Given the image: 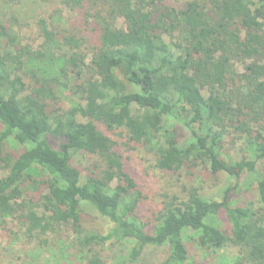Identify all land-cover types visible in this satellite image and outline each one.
Instances as JSON below:
<instances>
[{"label": "trees", "instance_id": "1", "mask_svg": "<svg viewBox=\"0 0 264 264\" xmlns=\"http://www.w3.org/2000/svg\"><path fill=\"white\" fill-rule=\"evenodd\" d=\"M24 4L52 10L28 22L35 49L23 42L24 26L0 12L1 224L19 222L35 238L68 229L81 259L91 246L118 244L110 264H149L161 248L160 264H191L187 238L207 251L234 249L240 264H264V0ZM113 131L146 147L159 172L190 178L198 168L234 186L216 196L184 186L144 221ZM229 136L240 156L225 161ZM11 142L15 154L5 150ZM81 157L95 158L99 172L82 175ZM28 180L37 198L22 199ZM252 186L256 202L230 205L232 192ZM85 212L110 225L105 234L83 230ZM85 261L104 264L95 254Z\"/></svg>", "mask_w": 264, "mask_h": 264}, {"label": "rangeland", "instance_id": "2", "mask_svg": "<svg viewBox=\"0 0 264 264\" xmlns=\"http://www.w3.org/2000/svg\"><path fill=\"white\" fill-rule=\"evenodd\" d=\"M2 2L5 0H1ZM14 6H0V12L7 14L8 17L14 16L19 26H24V31L20 33L24 44L31 43L35 49L40 43L36 33L33 32L32 25L28 22L39 16L46 17L52 6L26 5L32 0H10ZM19 1V4L17 2ZM16 4V5H15ZM58 21V19H57ZM117 27L121 26V21L117 22ZM19 28V27H18ZM17 28V30H18ZM236 72L241 73L242 67L236 61H233ZM204 98L208 93L201 91ZM80 122L85 120L79 119ZM111 139L115 144L117 154L120 155L122 161L126 164L129 173L139 185L141 192V208L140 214L144 221L150 222L162 207L165 197L180 196L183 197V187L200 188L202 196H209L212 193L218 195L220 190L228 189L234 186L232 180L225 175L209 176L204 172H199L198 168L192 171V176L180 178L177 176H169L157 171L152 167V154L141 144H134L127 141L126 138L119 135L118 131L111 133ZM179 141L185 138V133L178 132ZM229 136L224 143V160H237L241 149L240 142ZM6 152L15 154L16 147L11 143L5 146ZM95 158L84 157L76 162L77 169L82 175L97 174L101 167ZM42 176L39 171H34V177L38 179ZM30 180L22 186V199L26 197L37 198L38 192L32 189ZM255 187L248 190L240 188V192L236 190L229 195V203L231 206H246L249 203L256 202ZM190 190V189H188ZM45 193V191L43 192ZM43 195V194H42ZM221 196V195H220ZM220 196L216 197L219 198ZM92 212H85L81 215L80 224L86 232H99L105 234L110 225L105 221L96 217ZM219 228L227 229V223L223 214L218 217ZM37 237V236H36ZM75 239L71 232L65 228H58L56 232L44 237H28L24 234V228L19 222L1 224L0 222V264H14L21 260L27 264H86L85 259L91 254H95L104 264H110L112 259L121 248L118 244L109 242L105 245L91 246L88 251L82 252V259L77 255L76 249L69 246ZM189 254L191 264H240L234 249H226L221 251L206 250L198 246L192 239L184 240ZM167 250L161 248L151 252V262L149 264H160L165 258Z\"/></svg>", "mask_w": 264, "mask_h": 264}]
</instances>
